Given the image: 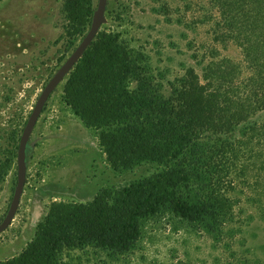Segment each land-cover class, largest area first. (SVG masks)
<instances>
[{"label": "rangeland", "instance_id": "obj_1", "mask_svg": "<svg viewBox=\"0 0 264 264\" xmlns=\"http://www.w3.org/2000/svg\"><path fill=\"white\" fill-rule=\"evenodd\" d=\"M67 0H0V222L17 184V157L25 125L44 87L88 33L98 0H85L78 19ZM211 0H108L100 34H113L138 64L129 88L146 81L150 93L170 97L211 49L243 63L234 42L214 33ZM70 75L53 93L30 139L21 205L0 235V263L18 257L35 238L53 204H88L102 190H117L160 170L153 163L114 169L99 132L87 127L64 99ZM149 88V89H150ZM154 89V90H153ZM264 117L263 113L260 115ZM191 193L198 192L196 182ZM233 212L224 223L190 222L165 207L141 219L139 239L128 250L87 246L68 251L69 264H264V214L242 187L229 193Z\"/></svg>", "mask_w": 264, "mask_h": 264}, {"label": "trees", "instance_id": "obj_2", "mask_svg": "<svg viewBox=\"0 0 264 264\" xmlns=\"http://www.w3.org/2000/svg\"><path fill=\"white\" fill-rule=\"evenodd\" d=\"M84 1L67 0L65 11L78 19ZM211 1L217 41L236 43L243 63L220 59L216 49L195 53L167 98L142 80L131 90L139 67L128 47L118 35L98 34L70 73L65 102L98 130L114 169L153 163L160 170L88 204H53L27 248L0 264H69L65 253L87 246L128 250L141 219L165 207L190 222L225 224L237 186L264 214V0Z\"/></svg>", "mask_w": 264, "mask_h": 264}, {"label": "water", "instance_id": "obj_3", "mask_svg": "<svg viewBox=\"0 0 264 264\" xmlns=\"http://www.w3.org/2000/svg\"><path fill=\"white\" fill-rule=\"evenodd\" d=\"M107 6L108 0H98L97 7L94 10L91 26L88 33L81 40V42L73 51V53L61 65V67L46 84L28 118L22 136L20 138L17 157V184L9 209L4 219L0 222V235L6 232V230H8L9 227L13 224V221L15 220V217L21 205L27 182L28 153L30 146L29 143L31 136L36 128V125L53 93L70 75V73L74 70L75 66L84 56L85 52L91 47L92 43L97 38L102 26L106 22Z\"/></svg>", "mask_w": 264, "mask_h": 264}]
</instances>
